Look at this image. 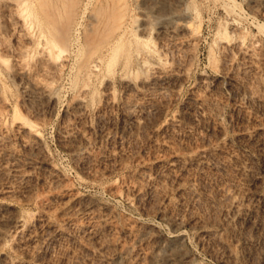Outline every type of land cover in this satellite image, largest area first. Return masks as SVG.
<instances>
[{"label": "rangeland", "instance_id": "rangeland-1", "mask_svg": "<svg viewBox=\"0 0 264 264\" xmlns=\"http://www.w3.org/2000/svg\"><path fill=\"white\" fill-rule=\"evenodd\" d=\"M0 255L264 264V0H0Z\"/></svg>", "mask_w": 264, "mask_h": 264}, {"label": "bare ground", "instance_id": "bare-ground-1", "mask_svg": "<svg viewBox=\"0 0 264 264\" xmlns=\"http://www.w3.org/2000/svg\"><path fill=\"white\" fill-rule=\"evenodd\" d=\"M118 20H114V22H116L117 24H119V23H122V22H119V19H121V17H116ZM122 21V20H121ZM119 22V23H118ZM114 30L116 31V27L114 28ZM125 30V28L123 29V27H122V32L119 34V35H116L117 36V38H116V41L112 44V45H110V53L112 54V55H116L120 50H122V47H123V45L125 44H123L122 43V39H123V31ZM125 32H126V30H125ZM114 33H116V32H114ZM118 33V32H117ZM115 36V37H116ZM112 40H114V38L112 39ZM109 45V44H108ZM53 46H54V49H57L58 50V52H59V55H60V53H62L63 51H64V49H63V47L61 46V45H59V44H57V43H55V44H53ZM108 50V49H107ZM110 56V55H109ZM103 57V56H102ZM96 60H97V58H96ZM94 62H95V60H94ZM98 61H96V63H97ZM96 63H92L91 62V65L92 66H90L91 67V69H93L92 71H90V73L91 72H96L97 70H95L94 71V69H96L97 67H98V63L96 64ZM102 64V63H101ZM90 65V64H89ZM83 66V65H82ZM89 67L87 68V70L89 71ZM90 69V70H91ZM89 73V74H90ZM127 84V83H126ZM131 84V83H130ZM143 86V85H142ZM150 86V85H149ZM128 87H130L129 85H128ZM131 88V87H130ZM79 105H80V103H79ZM16 116V118L17 119H19V121L21 122V123H23V125L26 127V128H28L31 132H33V133H37L38 132V130H36V127L34 126V124H32L31 122H29L28 120H26V119H24V118H22L18 113L17 114H15ZM21 220H19V218H18V216H15V215H12V216H10L9 218H7V220H6V225H10L11 227H13L14 229H16L17 230V232L21 229V222H20ZM172 255H174V254H172ZM4 260V256H2V255H0V264H2V261ZM168 260L169 259H164L163 261V263L164 264H168V263H170V261L168 262ZM162 263V264H163Z\"/></svg>", "mask_w": 264, "mask_h": 264}]
</instances>
